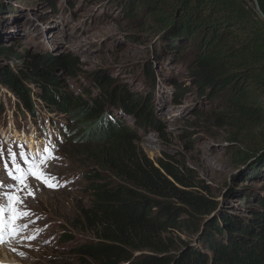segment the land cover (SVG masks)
Wrapping results in <instances>:
<instances>
[{
    "label": "rangeland",
    "instance_id": "1",
    "mask_svg": "<svg viewBox=\"0 0 264 264\" xmlns=\"http://www.w3.org/2000/svg\"><path fill=\"white\" fill-rule=\"evenodd\" d=\"M122 12L115 5V0H0V52L1 49H11L10 56L0 54V74L5 71L21 76L25 65L34 58L44 61L45 55L72 60L76 64L74 71L77 77L69 76L63 68L52 75L60 78L63 92L77 98L87 92L90 99L101 101L106 100L107 94L120 91L119 94L129 98L128 101L134 99L137 105L143 103L138 113L139 116L148 113L147 121L136 127L134 120L127 117L124 119L127 123L119 127L125 129L127 126L131 130L141 151L152 161L157 164L161 159H172L187 165L194 172L195 183L207 187L210 192L206 194L214 201L221 199L228 188L232 189L221 213L233 211L245 215L246 209L259 207L264 202V167L259 169L261 173H257L251 165L239 174L244 163L239 159L250 147L246 158L264 150L259 134L264 133V125L235 127L240 123L234 116L224 112L216 98L211 101L192 82L190 53L187 51L179 56L178 51L168 50L163 40L164 32L160 33L158 26L141 16L136 20L129 19ZM95 76L109 77L114 83L111 92L100 88L95 83ZM21 79L31 92L40 93L41 88L47 86ZM155 81L156 87L152 85ZM178 85L183 86L181 96ZM36 97V94L32 95L46 119L76 128L70 122L71 115L49 113L46 106L40 107ZM0 101L3 108L0 111V138L4 145L8 144L9 131L15 134L20 129V132L25 130L34 135L38 143L33 153L37 163L46 155L45 149H51L57 157L44 171L54 176L58 185L49 188L36 179L28 178L27 184L34 191L35 198L26 192H18L17 195L23 197V205L39 216L34 227L51 222L52 228L47 231L48 226H45L44 232L24 250L19 246L1 248L0 260L19 264H92L88 261L83 263L82 257L71 253L74 242L64 244L62 238L73 235L78 243L95 240L91 235L85 237L76 227L80 208H90L94 201L89 190L93 180L103 184L113 176L99 171V180L90 179L98 169L91 159L84 156L88 151L78 141L74 142L71 135L65 140L58 126H48L47 121L36 124V119L24 112L21 101L1 80ZM147 104L152 106L148 108ZM107 109L108 114L112 113L116 119L124 118L112 107ZM36 128H41L44 135H39ZM253 146L258 150L252 149ZM6 160V151L1 145L0 163ZM14 167L9 162V169ZM0 181L20 187L7 174ZM113 181L121 183L116 178ZM204 217L196 233L190 234L184 226L176 237L188 241L194 248L205 250L207 245L204 242L209 230L196 242L204 231L206 215ZM184 251L183 247L177 254Z\"/></svg>",
    "mask_w": 264,
    "mask_h": 264
},
{
    "label": "trees",
    "instance_id": "2",
    "mask_svg": "<svg viewBox=\"0 0 264 264\" xmlns=\"http://www.w3.org/2000/svg\"><path fill=\"white\" fill-rule=\"evenodd\" d=\"M258 3L264 14V0ZM115 5L129 19L141 16L158 26L168 50L178 51L179 56L190 53L192 82L234 116L240 123L235 127L264 125V19L254 0H115ZM10 51L1 49L0 54L10 56ZM43 58H34L20 73L28 83L51 89L44 86L40 93L31 92L13 72L2 71L0 80L25 109L34 110L32 95L36 94L49 111L71 115L70 122L76 125L70 128L72 140L88 151L84 156L98 169L90 179L99 180L101 171L121 182L112 178L103 184L92 181L89 190L94 201L90 208L81 206L75 226L95 240L78 243L73 235L63 237L64 244L74 242L71 253L92 264H264L263 201L259 207L246 209L245 215L220 213L208 228L205 250L178 239L185 227L190 234L196 233L200 220L214 209V200L206 194L210 191L195 183L187 165L172 159L152 161L131 130L119 127L126 122L107 111L108 107L124 110L135 116L138 127L148 117V113L139 116L143 103L128 101L120 91L101 101L90 99L87 92L72 97L61 89L60 78L52 75L63 68L77 77L76 64L51 55ZM95 77L100 88L111 92L114 83L109 77ZM152 85L156 87V81ZM182 87L178 85L179 96ZM259 134L264 143V133ZM263 167L264 157L252 169L261 173ZM183 247L185 251L177 254Z\"/></svg>",
    "mask_w": 264,
    "mask_h": 264
},
{
    "label": "snow or ice",
    "instance_id": "3",
    "mask_svg": "<svg viewBox=\"0 0 264 264\" xmlns=\"http://www.w3.org/2000/svg\"><path fill=\"white\" fill-rule=\"evenodd\" d=\"M44 151L46 155L41 157L40 162L29 163L28 171L25 173L22 164L17 163V154L12 153L11 150H9L11 162L15 165V167L14 169H9L8 163L5 162V171L7 176L11 180L16 181L20 187L16 188L11 185H4L3 182L0 181V201H3L0 202V242H3V233L6 230H8L12 235L18 234L19 230L15 228L14 222L29 215L27 212H18L17 208L14 207V203L21 204L23 202V197L18 196V192H26L27 195L35 198L34 191H32L31 186L27 184L29 177L42 182L49 188L58 186L56 184V178L44 171L48 164L57 159V157H55L51 149H45ZM25 162H27V158H25ZM6 212L12 214L11 220L7 221V223L5 222Z\"/></svg>",
    "mask_w": 264,
    "mask_h": 264
},
{
    "label": "water",
    "instance_id": "4",
    "mask_svg": "<svg viewBox=\"0 0 264 264\" xmlns=\"http://www.w3.org/2000/svg\"><path fill=\"white\" fill-rule=\"evenodd\" d=\"M255 1V4H256V7H257V11L260 13L261 17L264 19V14L263 12L261 11V8H260V5L258 3V0H254ZM111 104V101H109L108 105ZM258 146V145H257ZM252 149H255V150H258V147L256 146H253ZM251 150V147L250 149H247L245 152H244V156L239 159L241 161L244 160V163H243V166H242V169L240 170V173L239 174H242L245 170H247L251 165H253L255 162H257L258 160L262 159L264 157V150H262L261 152H256V154L252 157V156H249L248 158H246L249 154ZM240 161V162H241ZM232 189L229 190V188L227 189V191L223 194V197L219 200H215V207L214 209L208 214L206 215V220H205V223H204V231L202 232V234L200 233V236H198L196 242L203 236V234L208 230L210 224L212 223V221L219 216V214L221 213V211L223 210V207H224V203H225V200L228 196V194L231 192ZM205 218V217H204ZM195 242V243H196Z\"/></svg>",
    "mask_w": 264,
    "mask_h": 264
},
{
    "label": "clouds",
    "instance_id": "5",
    "mask_svg": "<svg viewBox=\"0 0 264 264\" xmlns=\"http://www.w3.org/2000/svg\"><path fill=\"white\" fill-rule=\"evenodd\" d=\"M74 96V95H73ZM36 106H37V104H36ZM42 104L40 105V107L42 108ZM23 107V106H22ZM44 107V106H43ZM24 108V107H23ZM36 108H38V106L36 107ZM43 109V108H42ZM46 109V108H45ZM113 110V109H112ZM116 111H119V115L120 116H122V117H124V118H121V119H117V120H120V121H122V122H126L127 123V121H125L124 119L125 118H127V117H131L133 120H134V123L136 122V119H135V116H133V115H128L126 112H124V110H120V109H115ZM48 112L49 113H51V111H49L48 110ZM53 113V112H52ZM44 223H51V222H44Z\"/></svg>",
    "mask_w": 264,
    "mask_h": 264
}]
</instances>
